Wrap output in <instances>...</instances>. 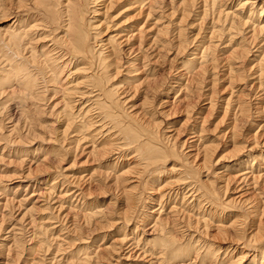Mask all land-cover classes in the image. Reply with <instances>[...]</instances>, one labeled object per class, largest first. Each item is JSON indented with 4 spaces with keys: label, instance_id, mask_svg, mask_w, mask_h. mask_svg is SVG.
Here are the masks:
<instances>
[{
    "label": "bare ground",
    "instance_id": "1",
    "mask_svg": "<svg viewBox=\"0 0 264 264\" xmlns=\"http://www.w3.org/2000/svg\"><path fill=\"white\" fill-rule=\"evenodd\" d=\"M169 1L171 7L165 15L168 22L160 25L161 17L157 15L161 0H0V16L7 18L10 11L16 12L10 25L0 28V115L4 116V120L0 119L1 152L24 164L30 151L24 148L23 138L31 137L32 141L38 138L43 140L42 143L50 144L48 150L44 148L42 151L51 153L59 165L52 167L47 162L50 161L47 155L40 161L37 158L38 163L46 166L40 169L42 165H37L35 172H46L48 175L51 172L53 177L50 181H42V184L34 182L33 186L24 187V190L31 189L32 193L18 199L15 207L19 209L22 202H28L30 206L16 221H22L26 214L37 208L36 205L50 213L48 217L39 219L46 226H37V219L31 218L26 225L16 228L17 234L19 237L26 235L23 234L25 228L34 227L39 235L47 239L50 237H47L48 232H57L59 227L56 224L62 222L67 215L63 213L66 209L71 210L73 204L74 208L83 211L80 215L83 224L96 227L98 233L103 232L110 223L106 215L108 211L103 212L91 202L90 183L104 181L110 184L122 198L124 206L125 216L122 219L126 224L118 229L122 235L114 240L116 244L98 248L88 246L83 237H76L74 241L80 246L74 247L75 255L67 254L68 257H65L62 253L61 256L58 254L64 264H107L113 256L128 260L131 255L139 262L134 264H245L247 261L248 264H264V236L260 224L256 226L252 220L255 210L254 200H250L252 194L264 195V151L256 150L258 154H253L256 145H264V138L260 143L249 145L251 147L243 156L246 161L231 176L227 175L225 179L220 176L221 172L213 169L211 178L215 179L216 176V180L223 184L218 188L210 187L205 185L207 181L204 183L200 179L199 167L207 168L208 164L213 163L211 160L216 148L202 145L191 161L186 158L187 153L182 154L184 148H192L188 146L189 143L198 142L203 129L197 125H203L205 119L196 113L193 117L189 112L184 122L190 121L194 131L189 138L176 145L171 135L160 132L153 119L154 110H150L153 109V101L149 102L165 91V82L160 83L157 75L162 51H168V45L175 40L173 48L180 56L186 43L183 23L190 14H199L201 21L207 20L204 34L197 39L191 53H187V58L181 60V68L175 70L180 81L176 86L183 93L180 102H184L188 112L192 107L189 98L197 87H201L207 75L214 78L216 69H225V77L228 78L226 88H231L228 98L223 101L224 114L228 113L231 125L228 130L231 133L226 138L234 146L237 145V122H241L243 117L248 118V114L244 113L246 102L242 96L235 95L233 85L235 81L244 80V74L254 69L256 71L252 74L257 84L256 91L261 92L257 96L263 101L260 107L257 101L254 114L264 115V0ZM170 24L174 26L172 31L168 30ZM221 45L228 47V55L222 59L216 54ZM253 53L255 63L249 67L250 64L247 66L246 63ZM170 72L171 69H168V74ZM215 94L213 90L207 98L208 111L215 110ZM135 98L140 99L143 111H133ZM166 99L160 98L154 106L167 104ZM146 105H149V109H145ZM7 110L18 113L19 120L13 123L12 116L5 114ZM20 119L23 120L21 126ZM5 121V125H8L4 128ZM258 128L264 129V121ZM258 132L252 137H258ZM43 136L46 138L43 139ZM71 157H75V167L79 170V176L75 175V179L67 172L70 166H60ZM197 158H200L198 164L192 165ZM172 160L177 164L167 168V162ZM30 169L28 167L16 178L28 179L32 175ZM167 173H174L171 178L175 179L160 181L159 178ZM154 182L158 184L157 187L162 184L161 188L165 185L169 187L156 197L158 208H153L149 215H143L140 219V235L138 226H129L131 220L126 215L142 203L143 193ZM8 186L2 187L5 190ZM229 191L236 196L224 198ZM167 205L170 216L165 214L161 217ZM4 207L7 205L4 204ZM225 212L240 215L225 223L222 221ZM149 219L153 222V233L151 237H145V221ZM212 229L214 234L208 233ZM29 238L26 239L32 240ZM105 238L103 234L101 240ZM21 239L15 238L13 241L19 248L22 247ZM219 239L224 243L230 240L231 244H216L214 241ZM234 242L240 247L234 246ZM39 247L41 245H31L29 249L35 252L38 248L41 251ZM60 251V245H56L55 254ZM136 252L139 254L135 255ZM117 263L115 261L114 264Z\"/></svg>",
    "mask_w": 264,
    "mask_h": 264
},
{
    "label": "rangeland",
    "instance_id": "2",
    "mask_svg": "<svg viewBox=\"0 0 264 264\" xmlns=\"http://www.w3.org/2000/svg\"><path fill=\"white\" fill-rule=\"evenodd\" d=\"M161 1H162L161 2L162 4H160V9L158 11V15L157 16L161 17L159 19H161L162 23H159V24L160 25L161 24L165 25V23L168 22V20H167L168 18L166 19L165 15H166V13L168 12V10L170 9L171 6H169L170 5V3H169L170 1L169 0H161ZM14 13H16L14 10L10 11L9 17H7V18H3L2 16H0V28H5L8 25H10V23L13 21L11 18L15 15ZM162 13H164V15ZM10 15H12V16L10 17ZM263 15H264V12H263ZM162 16L164 17L163 19H162ZM200 17L201 16L199 14H196V15L195 14H193V15L190 14L188 19H186V21L183 23V25L186 27L185 28L183 26L184 27L183 37H184V40L186 41V43L183 46H185L187 49L184 47L183 52L180 53V56L176 55V52H175L176 50L173 48L174 45H176V44H174L175 40H174L173 44L171 43L170 45H168V47H169L168 51H162V53H161L162 57L160 58L159 63H158V69L159 70H158V74L157 75L159 77V82L160 81L162 83L165 82L164 86H163L165 91H164L163 94H161L155 100H150L149 102L153 101V107H152L153 109H150V110H154L153 114L155 113L154 114L155 116L153 115L154 118L153 117L152 118L155 120V123H157V126H158L160 132L161 133L165 132L167 136L171 135L170 137L174 140L176 145L179 144L180 141H183V140H186L187 138H189L190 137V133H192L194 131L192 129V127H191L192 125L190 124V121L188 123L184 122L186 120V116L189 115L188 114L189 112H191V116L194 113H196V114H198V117H200L201 119H205V122L203 123V125H202V123H200V119H199V123L201 125L197 123L198 124L197 125L198 128L200 129V127H201L203 129V132L201 133V136H200L198 142L193 141V144H192V142L189 143L188 146H191L193 149L192 148H184L182 150V154L187 153V155H186L187 157L186 158L191 161L193 159L192 156H194V154L196 153V150L198 151L199 148L202 147V145L204 146L206 144V145L214 146L216 148L215 150H217V151L215 152L214 157L212 158L213 160H211V161H213V163L211 162L212 164H208L207 168L199 167L200 168L199 172H200V179H202V181H204V183H205V181H207L205 183V185L210 186V187L211 186H213V187L216 186L215 188H218L219 186H222L223 182L220 181V180H216V176H214L215 179H212L211 177H213L214 174L211 173V172H213V171L221 172L222 175L220 174V176L221 177L223 176L225 179L228 176H231L233 174L232 172L235 169H238V167H240V165H242L246 161V158L243 157V156L245 155L247 149H249L251 147L249 145H251L253 143L256 144L255 142L260 143L263 140V138H264V136H263L264 135L263 134L264 133V129L259 130L258 126L263 124L264 115L263 114L261 115V113L260 114L259 113L258 114L255 113L254 114V112H256V111H254V109H253V108L256 107L255 104L257 103V101L259 102V107H260V105L262 104L263 101L261 102L260 101V100H262V99H260L261 97L257 96L258 93L261 95V92H259V90L256 91V85L257 84L255 83L256 82L255 76L252 74L254 71H256V69H254V67H253L254 70H251L249 73H245L244 74V76H246L244 80L235 81V84L233 85V87H234L233 91H235V95L238 94V96H242L243 97L242 100L244 102H246V105H245L246 106L245 107L246 111L244 113H246V115L248 114L247 115L248 118L244 114L246 119L243 117L242 119H240L241 122L240 121L237 122V126L239 125L238 126L239 128L238 127L236 128V133L238 134V138H239V140H238L239 142L237 143L238 146L237 145L234 146L226 138L231 133V131H228L230 129V127H229L230 123H229V120H228V113H225V114H227V116L224 114V106H225V104H224L223 101H225V99L228 98V95H229L228 92L231 91V88L230 87L226 88L228 86V78L225 77V74H226L225 73V69H222L221 67L216 69L215 72L213 73V74H216L214 78L209 77V74L207 75L206 79H204L202 81L201 87H197L198 89L196 88L195 93L192 94V96L189 98V102L191 103L192 107L189 108L188 112H186V109L184 108V102H182V101L180 102V99L183 98V96H182L183 93H180L179 92V87L176 86L177 83H179L180 81H179L178 73H176L175 70L178 69V67L181 68L180 67V66H182V64H181L182 61L181 60H183L184 57L187 58V55L189 53H191V51L194 49L193 47H195L197 45L196 44L197 43L196 42L197 39H199V37L204 34L203 31H205L207 20H202L201 21L199 19ZM165 19H166V21H165ZM159 22H160V20H159ZM190 24H192V25H190ZM173 27L174 26L170 24V27L168 26V30L172 31ZM196 33L197 34L199 33L198 36H197ZM168 36H169V38L171 37L170 34H168L167 37ZM102 37L104 38V36H102ZM195 37H196V39H195ZM169 38H167V39H169ZM193 39H195V40H193ZM189 48H191V49H189ZM227 48L228 47H226L224 45H221L217 49V53L216 54H217L218 58L222 59V57H225L226 55H228V52H227L228 49ZM254 55H255V53H253V57L249 56V58H248L249 61H247V63H246L247 66L250 64L249 67H251L255 63L254 60L256 58L254 57ZM250 59L252 61H250ZM168 69L169 70L171 69V72L169 74H168ZM172 69H174V70L172 71ZM212 85H214V86H212ZM252 85H253V87H252ZM213 90L216 91V94L214 95V98H213V100L215 101V104H216L215 107H214L215 110L208 111V105H207L208 100H207V98H208V96L211 95V92ZM168 92H170V93L167 95ZM252 93H254V94H252ZM242 94L245 95V97ZM235 95H233V96H235ZM256 96H257V98H256ZM160 98L162 100H165L166 98H168V99H166L168 101V103L167 104L163 103V104H161L158 107L154 106L157 103L158 100L160 101ZM138 99L135 98L133 100V102H132L134 104V107H135V109L133 108V111L134 110H137V111L138 110H140V111L144 110V109L141 110V104H140L141 101L139 99V102H138ZM146 106L147 107H145V109L148 108L149 105H146ZM247 110H250V111L247 112ZM208 113H210V115H208ZM5 114H8L9 116L10 115L12 116L10 118H11V121L13 123L16 122V120L17 121L19 120L18 113H15V112L13 113V110H9V112L7 110V112ZM223 114H224V118H223ZM193 117H194V115H193ZM3 118H4V116L0 115V119L4 120ZM145 118H146V116H145ZM5 123H6V121L3 124L4 128L8 125V124L5 125ZM19 123H20L19 125L21 126L22 123H23V120L19 121ZM191 123H192V121H191ZM198 128H197V130H199ZM257 131H259L258 133L260 135L258 137L255 136L257 138H255L254 136L252 137V135L255 134ZM204 132H205V134H203ZM224 133H226V135ZM261 134H263V135H261ZM45 138H46V136H43V139H45ZM23 139H25L24 140V148L30 151L29 154H28V157H26L27 160L24 162V164H19L18 162L15 161L16 159H14V158H12L10 156L7 157L6 154H2L1 150H2V146H3V142L2 141L0 142V181H1V183H0L1 187L0 188H2V190H3L2 191L0 189V264H24V263H26V264H53L52 262H54L56 264H58V263L59 264H64V263H62V261L64 262V260H60L59 256H61L62 254H64L65 257H68L67 254L72 255V256L75 255V248L74 247H76V246L79 247L80 245H78L77 244L78 242L74 241V240L79 239V237H81V238L83 237V239L86 241V243H89V245L88 244H86V245H88V246L93 245V247H97L98 246V248H103V247H106V246L110 247L112 244H116V242H114V240H117V239L121 238V235H122V234H120L118 232V229L121 228V225L123 227L126 224V221L122 219L125 216L124 215V206L122 205V198L117 193V191H115V189L110 184H108L107 182L104 183V181L102 182L103 184L100 183V182H95V184L94 183H90L91 185H88L90 187V191H91V194H92V196H91L92 197L91 198L92 201L91 202H93V204L96 205L97 208L99 207L100 210L102 209L103 212L106 213L108 211L106 213V215H107V220H109L110 223H108V226H105V224L103 225V226H105V228H107V229L104 228L105 230L103 232L98 233L99 231L97 230L96 227L92 228V226L88 227L85 224H83V220L81 219V216H80V215L83 214V213L81 214V212H83V211L80 210V208L78 209V207L74 208L75 204H73V206H70V207H72L71 210L66 209L65 212L63 213V214H67L66 215L67 217L65 216L62 219V222H60L59 224H56L57 227H59L58 230H62L63 229L62 231H59V232H58V230H57V232L56 231L55 232L54 231H50V233L48 232V235H47V237L49 235H50V237L45 239L41 235H39L40 233L37 232V228L32 227V229H31V228L27 227V228H25L26 231L24 230V232H23V234L26 233V235L24 234V235H21L19 237V233L17 234V230H16V228L19 225H26V222L28 223V220L32 218V219H37V221H36V222H38V224H36L37 226H44V225L46 226V224H43V222H41V220H39V219H43L45 217H48L49 213H50V212L42 211L38 207V205H36L37 208L33 209V211L30 212L29 214H26V216L23 217L22 221H16L24 213V209H26V208H28L30 206L28 204V202H22V204L19 207V209H18V207L17 208L15 207V206H17L18 199L22 198V196H27L28 197L32 193L31 189L28 188L27 190H24V187L26 185H28V187L29 186H33L34 182L35 183L39 182L40 184H42V181L43 182L44 181H50V179H52V177H53L51 172L49 173L50 175H48L46 172L44 174L42 172L41 173L35 172V170H36L35 168H36L37 165H42V166H40V169L42 167L44 168L46 166V164H44L42 162L38 163L37 162V158L39 157L38 159L40 161L41 159H43L47 155L48 156V160H50V161H47V162L48 163L50 162L49 164L52 167L53 166L57 167L56 165H58V164H56L57 163L56 160H53V157L51 156L52 155L51 153L50 154H45V152L42 151L44 148H45V150H48L47 148H49L50 144H46L47 142H43L44 143L43 144L41 142L43 140L40 141L38 138L35 139L34 141H32L31 137H24ZM190 141H192V140H190ZM25 144H27V145H25ZM190 144H192V145H190ZM262 146H261V144L259 146L256 145L254 147L255 149H253L254 150L253 154H255V155L258 154L256 150H260L261 149L262 151H264L263 150L264 149V145H262ZM36 147H37V149H36ZM33 150H34V152H32ZM32 157H33V159H36V160H33ZM31 159H32V161H31ZM199 159L197 158L196 161H192V165H195L196 163L198 164V160ZM10 161H12V164H11ZM35 161H36V163H35ZM52 162H54L53 163L54 165L51 164ZM16 163H18V164H16ZM173 164H177V162H175V161L173 162V160L172 161H168L167 162V168H171V166ZM60 166H63L64 168L70 166L69 167V171H67V172H68V174H70L71 177H73L72 179H75L74 178L75 175L77 177L79 176V174H78L79 170H77V168L75 167V157H71V158L65 159V161L62 164H60ZM28 167H29V169L31 168L30 170H32V175H31L32 178H31V176L28 177V179L16 178L17 175L19 176V174H22V172H25L28 169ZM257 167L258 166L255 163V168H257ZM103 170H105V169L103 168ZM172 175H175V174L174 173L173 174L172 173H170V174L167 173L166 176L164 174V176H162L161 179L159 178V180L160 181L165 180L167 182L172 181V180L175 179V178H171ZM204 175L206 177H209V179H207ZM166 178H168V180ZM10 181H11V184H10ZM165 181L163 182L164 184H166ZM211 183H213V184H211ZM164 184H162V185H164ZM19 185H20V187L17 190V187ZM157 185L158 184H156V182H154L153 185H151V188L149 186L148 189H146V191L143 193L144 194L143 195L144 196L143 197L144 201L142 200L143 204L139 203V206H137L134 211L131 210L130 211L131 213L126 215L131 220V223H132V224L130 223L129 226L132 227V226L135 225V226L139 227V230H138L139 234L141 233L140 219L143 217V215H146V214L149 215L150 211L153 210V208L154 209L158 208L156 206V203H155L156 202L155 201L156 197L161 192L167 190V188L169 187V186L165 185L164 187L161 188L162 185H160L159 187H157ZM2 186L3 187L8 186V188L6 187V189L4 190ZM85 186L88 187L86 184H85ZM155 187H156V189H155ZM59 189H60V187H59ZM15 190H17V191L15 192ZM13 191L15 193H13ZM1 192H2V194H1ZM58 192L59 191H57L56 194H58ZM220 192H221V189H220ZM135 193H139V192L136 191ZM235 196L236 195L233 192L229 191V192L226 193L224 198H230L231 199V198H233ZM251 196H252V198L250 197L251 198L250 200H252V201L254 200L253 201V205H254L253 206L254 207L253 210H255V213H254V216H253L252 220H253L254 224H256V226H258L260 224L259 227L260 228L262 227L261 229H262V233H263V236H264V211H263L264 210V204H263L264 203L263 202L264 195L263 194H261V195L252 194ZM147 197L150 198V200L147 199ZM4 204H6L7 207H4ZM13 206L15 207V209H14ZM143 206H144V208H143ZM75 209H76V211H75ZM78 210H79V212H78ZM169 210H170L169 205L164 207V209L162 211V214H161V217H163L165 214H167V216H170L168 214ZM44 212H46V213L44 214ZM10 214H11V216H9ZM47 214H48V216H47ZM136 215L138 217H136ZM239 215H240L239 213H233V212H227L226 213L225 212L222 221L226 223L227 220L233 219L234 217L237 218V216L239 217ZM231 216H232V218H229ZM1 217H2V219H1ZM195 217L196 216L192 217V219L194 220ZM226 217H227V219H226ZM135 218H137V219H135ZM69 219H70V221H68ZM24 220H25V222H23ZM111 221H112V223H111ZM151 221H152V219H149V220L145 221V225H146V227L144 228L145 233H146L145 237H151V235H152L151 233H153L151 231L152 230L151 225H153V222H151ZM18 222H19V224H18ZM41 223L43 225H40ZM56 225L54 227H56ZM74 225H76V226H74ZM62 226H64V227H62ZM71 226H73V227L71 228ZM68 227H69V229H68ZM148 228H150V230H148ZM32 231H33V233H32ZM68 231H70V232H68ZM75 231H77V232L75 233ZM213 231L214 230L212 229V230L208 231V233L214 234ZM12 232L15 233L16 235L14 236V234ZM63 232H65V233H63ZM94 232H95V234L96 233H98V234L95 235ZM70 233H72V235ZM73 233H75V234H73ZM103 234L106 236L104 241L101 240V237L103 236ZM178 234H179V232H178ZM53 235H54V237H53ZM66 235H69V236L67 237ZM28 236L34 242L32 240L26 239V238H29ZM85 236H87V237L85 238ZM76 237H78V238L76 239ZM178 237H179V235H178ZM15 238H22L21 239L22 243L20 244L22 246L21 248H19V245H17L16 243L13 242L15 240ZM42 238H43V240H42ZM51 238H52V240L49 241V239H51ZM9 239H11V240H9ZM24 239H26V240H24ZM71 240H72V242H71ZM92 240L94 241V243H93ZM41 242L44 243V244H41ZM58 242H60V243H58ZM63 242H65L64 245L62 244ZM214 242H216V244L217 243H222L221 244L222 246L231 244L230 240L228 241L229 243L227 241H225V243H224L220 239L216 240ZM36 243L39 246L41 245V247H39V249H41V251L38 250V248L35 250V252H34V250L32 251V250L29 249V248H31V245H32V247H34L35 245L37 246ZM45 243H46L47 247L45 246ZM49 243H50V247L48 248ZM67 243H68V245H66ZM70 243H72V244H70ZM75 244H77V245H75ZM234 244H235V242H234ZM56 245H60V250H61L57 254H55ZM102 245H104V246H102ZM236 245L240 247V245L238 243L235 244L234 246H236ZM47 248L49 250H47ZM43 249H44V251H43ZM72 249H73V251H72ZM64 250H65V253H64ZM47 251H48V253H47ZM19 252H21V253H19ZM42 252H44V253H42ZM17 253H19V255H16ZM124 253L125 252H123V254ZM58 254H59V256H58ZM137 254H139V252H136L135 255H137ZM54 255H55V257H53ZM72 256H69V258H71ZM51 257H52L53 260L51 259ZM133 257L134 256L131 255V257L128 258V260L125 259V258H120V260H119V259H116V256H113V259L110 258V262H108L107 264H114L115 261L118 262L117 264L139 263L137 261V258L134 257V259H133ZM39 258L41 260H43V261L39 260ZM55 258L57 260H60V261L58 262L57 260H55ZM39 261H40V263H39ZM248 262L249 261H247L245 264H248ZM171 263H174V261H171Z\"/></svg>",
    "mask_w": 264,
    "mask_h": 264
}]
</instances>
